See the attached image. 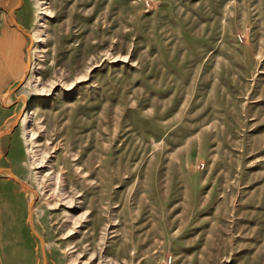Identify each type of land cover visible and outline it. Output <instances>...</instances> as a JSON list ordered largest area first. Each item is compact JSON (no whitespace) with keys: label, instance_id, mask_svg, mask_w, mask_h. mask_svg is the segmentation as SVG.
<instances>
[{"label":"rangeland","instance_id":"1","mask_svg":"<svg viewBox=\"0 0 264 264\" xmlns=\"http://www.w3.org/2000/svg\"><path fill=\"white\" fill-rule=\"evenodd\" d=\"M43 2L0 0V264H264V0H46L35 54Z\"/></svg>","mask_w":264,"mask_h":264},{"label":"bare ground","instance_id":"2","mask_svg":"<svg viewBox=\"0 0 264 264\" xmlns=\"http://www.w3.org/2000/svg\"><path fill=\"white\" fill-rule=\"evenodd\" d=\"M43 3H44V5L42 7V9H43L42 13L43 14L41 15V20L38 24V30H37L38 31L37 32V45L35 47V54H37V51H38L37 49L39 47V41H41L43 39V28L45 27L44 13H46L48 11V6L46 5V0H44ZM35 63H36V60L34 59L32 61V63H30L31 68H34ZM33 113H34V109L28 108L21 117L22 123L26 124L28 122V120L31 118V116L33 115ZM25 129H26V136L27 137L32 136V131L27 127V125H25Z\"/></svg>","mask_w":264,"mask_h":264},{"label":"crops","instance_id":"3","mask_svg":"<svg viewBox=\"0 0 264 264\" xmlns=\"http://www.w3.org/2000/svg\"><path fill=\"white\" fill-rule=\"evenodd\" d=\"M16 60H17V61L15 62V68H16L15 70H18L19 67H20V64H21V63H20V61H19L18 58H17ZM16 72H17V71H15V72L13 73V75H16Z\"/></svg>","mask_w":264,"mask_h":264}]
</instances>
